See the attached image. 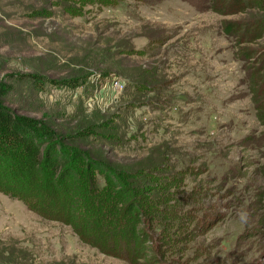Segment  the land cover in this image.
<instances>
[{
	"label": "rangeland",
	"instance_id": "374dc122",
	"mask_svg": "<svg viewBox=\"0 0 264 264\" xmlns=\"http://www.w3.org/2000/svg\"><path fill=\"white\" fill-rule=\"evenodd\" d=\"M204 1L0 0V130L19 118H47L71 138L55 141L91 152L114 175L122 166L168 168L153 173L148 190L167 182L165 172L177 178L157 198L180 205L183 218L169 223V208L156 206L162 224H171L166 243L157 241L162 227L142 217L150 229L140 227L148 233L140 264H264V127L248 82L254 63L222 27L253 13L222 16ZM87 130L112 143L81 134ZM92 173L104 186L108 172ZM0 264L130 263L0 190Z\"/></svg>",
	"mask_w": 264,
	"mask_h": 264
},
{
	"label": "trees",
	"instance_id": "16d2710c",
	"mask_svg": "<svg viewBox=\"0 0 264 264\" xmlns=\"http://www.w3.org/2000/svg\"><path fill=\"white\" fill-rule=\"evenodd\" d=\"M66 1L88 3V0ZM103 1L90 0V3ZM197 1L196 5L205 4L204 0ZM208 5L222 16L253 13L246 23L225 20L222 27L225 34L236 39L235 45L241 47L238 55L254 63L248 72L249 91L257 119L264 127V43L257 49L246 45L264 40V15L260 14L264 12V0H213ZM64 8L72 16L81 15L70 6ZM64 133L65 130L47 118L43 122L19 118L12 130H0V190L24 200L41 218L70 226L84 244L130 264H140L143 260V245L148 241V233L140 227L149 228L150 225L142 221L143 216L152 218L154 225L162 227L157 241L172 242L168 230L171 224H162L163 218L156 206L169 208L171 213L165 215L169 223L177 222V225L183 218L176 211L180 205L170 206L157 198L169 191L170 185L178 183L177 178L165 172L167 182L148 190V185L156 180L153 173L168 168L159 165L151 168L146 164L122 166L117 168L118 176L114 175L101 163L90 160L91 152L55 141L71 140ZM81 134L96 135L112 143V137L104 132L87 130ZM80 159H86V166L77 162ZM92 170L108 172L104 186L95 184Z\"/></svg>",
	"mask_w": 264,
	"mask_h": 264
}]
</instances>
